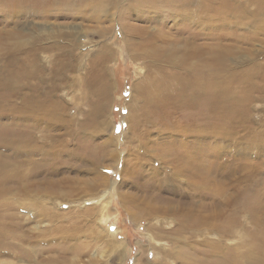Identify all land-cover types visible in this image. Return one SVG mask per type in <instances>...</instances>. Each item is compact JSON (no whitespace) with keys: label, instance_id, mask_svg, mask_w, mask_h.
Returning a JSON list of instances; mask_svg holds the SVG:
<instances>
[{"label":"bare ground","instance_id":"1","mask_svg":"<svg viewBox=\"0 0 264 264\" xmlns=\"http://www.w3.org/2000/svg\"><path fill=\"white\" fill-rule=\"evenodd\" d=\"M59 1L0 0V9H5L6 11L10 9L8 11L10 13L13 11H21L20 13H22L25 10L35 13L36 10V16H43L42 18H44L49 17V14L46 15V9L55 10L54 7H58ZM90 1L68 0V14L79 16V13L81 14L82 12L83 5H86L85 8H87V6H90L89 4H92ZM135 2H140L143 6H149L154 9L153 12L156 14H159L158 10L161 9L162 11L165 8L173 12L178 9L183 10L189 8L190 10H187L190 13L187 10L181 13L182 10H179L180 12L176 16H181V20L186 24L189 23L191 15L195 16L197 17L196 24L202 22L203 25L201 27L207 28L208 31L212 30L211 23L213 19L208 11L212 12L214 8L212 9L213 2H210V0H204L206 4L200 6L198 5L202 2L197 5L194 3V0H144L143 2ZM256 3L259 7L256 9L255 14L258 16L260 13H264V0H256ZM217 5L220 11H225L224 9L228 8L229 5H231V10L238 6L229 0H221ZM164 12L170 13L169 11ZM31 13H27L28 16L29 14L32 16ZM240 18H245V15H238L237 20H240ZM75 27L74 30L70 27L72 31L68 34V39H71L68 44V49H76L79 46L77 44L78 36L84 32L82 27L80 28L77 25ZM224 27L226 28L227 26ZM145 28H130L131 31L129 32V34L133 33L139 38L143 35L138 44L134 45L132 56L135 60L144 61L145 65H149L148 67L150 68V73L144 79L142 77V81H138L133 87L134 94H132L131 101H134L135 104L131 106V109L135 112L132 115V123L130 125L131 136L128 141V146L131 147L129 149L130 151L126 150L128 152L122 154L120 151L122 148L121 144L116 143L112 137L104 142L102 141L103 143L92 145L86 142L83 143L80 137H76L78 135L75 133L72 120L70 119L69 121L68 119V128H70L68 129V135H72V138L70 142L68 140V150L60 147L62 150L58 152L63 153L68 151L69 161L79 159L83 162V160L92 158L95 170H98V168L102 169L104 163L115 161V163L110 164L108 167L111 169L112 167H118L115 170L122 172L124 166H128L132 169V173L141 176L143 171L142 167L152 161L150 158L148 160L146 159L147 153L149 151L157 152L154 158L157 161H162L158 162V164L161 165L164 163V165H170L173 171V174H171L172 177L173 175L180 177L179 188L173 187L172 189L176 200L168 199L162 194L165 191L164 185H167L170 175L163 174V171L159 174V177H161L158 179L159 177L153 174V172H157L155 170L157 167H152V164H150V172L153 169L150 175H155L156 180H159L158 193L157 186L154 185L156 184L155 181L152 180V184L150 185L148 181L140 183L132 179L131 181L135 188L139 187L142 193L144 191L146 192V195L142 196V200H140V197L136 199L135 197H131L132 200L129 201L123 195L118 194L119 201L124 207H126V204H133L131 203L133 201L137 202V205H144L146 203L143 206L145 207L144 209L126 211L132 220L140 218H146L147 220L159 218L162 220V218L173 217V219L179 221L176 231L180 233V237L183 232L185 234V231L196 232L199 229L217 231L221 237H226L234 231L233 229H245L238 223L239 220L237 219L242 213H248L254 223L253 227H255L256 232L255 236L252 237L255 242L258 241L255 239V237H258L256 234L264 235V224L258 223L264 222V177L259 172V164L250 162V160L238 162L234 159H226L222 162L221 160L213 161L212 156L215 152L212 149L210 138L212 139V137L216 136L220 130H224V138L231 141V143H235L236 148L234 149L236 152H243L241 154L258 157L264 151V129L253 133H245V135H238L239 129L243 128V126L241 127L243 125V121L241 120L244 119V110L241 107L244 100L248 98V95L246 98L235 93L237 87H240L239 89H243L247 93L255 89L264 92L263 56L252 50L253 42H247L246 45L248 46L246 47L234 43H218L216 45L207 43L201 46L194 45L195 43L193 42H187L184 45L171 47V49L165 47L159 41V36H152L153 34L145 30ZM3 34L0 32V40L7 38L2 36ZM35 35V31H31L26 36L11 33L8 37H15V40L10 41L11 38H9L7 40L9 43L0 44V264H5V261L2 259L8 257L7 252L9 253L10 250L8 248H12L11 251L16 252L21 250L18 245L16 246L11 242L14 237L16 240L18 238L13 233L17 228L14 229L11 227L15 216L14 214L10 215L8 212L10 209L9 199H12L9 197L21 196L23 200L25 199L24 197H30L34 201L32 203L35 207V210L33 207L31 212L32 219L40 223L43 220L48 221L47 217L53 219V216H55L51 211H46V208L42 210L41 203H43V199L45 200L44 202L51 201L50 205L55 204V207L52 206V209H56L57 199L61 198L64 200H61L59 204L61 207L62 204H66L70 200V197L74 196L73 188L75 187L71 184V180L69 182L65 178L55 182L49 180L53 177L52 175L54 173L58 172V170L60 171V167L63 166L61 163L66 161L55 154L58 153L56 150L59 148H52L53 145L47 147V144L52 139L42 141L34 131L28 128L30 125L33 127L37 126L39 119L55 120L56 118L59 121L64 118L62 116L63 110L60 111L62 109L61 107H63L64 99L62 97L55 99L54 97L58 94L56 93L57 90H60L66 84V82L65 84L63 82L66 79L65 72H68V81L71 82L70 89L74 100L81 101L84 105H89L90 108V111L84 115L86 120L82 126L92 128L94 131L92 136L100 135L99 133L102 134L103 132L105 133L110 128L105 108L107 102H102L107 100V95L109 97L112 85L110 86L107 83L108 81L106 82L109 72L103 69L115 56L113 46H109L103 42L104 44L102 46L98 45L96 48H99H95L96 50L94 49L91 52L83 48H77L80 51L84 50L86 52L82 53L84 58L91 57V62L89 63H91L92 68L90 67L91 69L89 68V70L86 64L83 66L81 65L82 62L79 63V54H74L73 50H70V53L68 52L69 54L61 51L54 59L53 69L50 68L51 77L41 78L40 73H43L45 70L40 66L41 61L38 58L40 56L39 51L41 49H44V51L49 48L54 49V47H43L38 45V43L35 44L34 40H32ZM222 36L220 35L218 38L220 39ZM40 38V36L37 37V40ZM29 42L34 43L28 44ZM261 46L263 47L264 43ZM20 57H22V61L19 59ZM27 57L31 58V65L28 64L29 62L23 63V61L27 60ZM4 60L10 62V69H12H9L10 72L6 70L7 65H5L6 61ZM14 65L18 69L17 71L13 69ZM18 65H20V68H18ZM231 65L234 66L231 67ZM154 68L156 72H154ZM83 70L86 72L83 77H70L71 73H79L80 71L83 72ZM254 79H257L259 84H254L256 83ZM42 85L45 87V92H41V90L43 91L41 89ZM78 92L82 94L81 97L78 96ZM17 95L20 98V104L9 100L11 96ZM69 104L71 103L69 102ZM7 114L13 118L22 119L23 125L20 126L19 122L16 121L5 123L3 120L7 117L5 116ZM43 114L44 116H42ZM173 115H177L182 120L187 121L188 126H185L186 130H179L178 132L184 133H180L179 136L171 141L167 140L165 143L161 142V140H151L150 133L148 134L150 131L144 130V128H156L154 130L161 133L169 130L173 132L170 125V120H172L170 118ZM40 116L42 118H37ZM240 116L243 117L241 118ZM26 120H30L31 124H28ZM158 135L161 134L159 133ZM246 142L249 144L246 145ZM197 143L204 145L196 146ZM69 145H75V148L71 149ZM132 146L137 147V149H132ZM245 147L247 151H245ZM7 150H11L12 153L6 154ZM42 153H44L43 157L40 155ZM167 157L171 158L167 159ZM132 158H135L136 162L134 163L140 166L143 164L141 159L142 161H146V163L141 167H136L137 165L133 163ZM58 160L59 163L54 162ZM69 161L68 165H70ZM104 170H107V168H103ZM237 172L240 174L239 177L235 175L238 178L235 177L236 180H234L237 184L234 187L236 189L235 195L233 194L229 197L225 193L224 198L226 199L220 203H217L216 199H212L211 204L208 205L211 207L198 205L197 198H199V190L209 189L208 186L212 185V174L215 173L220 176L221 181H227L223 176H229V179H232L233 175L237 174ZM113 184L115 183H111V185L108 183L103 184L98 182V180H95L93 183L84 182L83 191L86 190L85 194L87 192V195H96L98 189L103 185L105 187H113ZM239 184L243 186L240 187ZM184 185L188 189L180 188ZM225 185L229 190L228 185ZM78 190L80 191V189ZM154 191L155 195H152ZM100 199L91 198L87 201L93 205L100 202ZM15 204L17 203L15 202ZM243 206L244 208L242 209ZM129 207L134 208L131 205ZM88 211L90 214V210ZM91 213L93 212L91 211ZM95 214L93 215L95 216ZM245 230L247 231V228ZM172 237H174L173 234ZM177 240L180 242L181 238H177ZM179 242L178 245L181 247L178 251L174 250L175 258L185 264L191 258L190 255L192 253L182 245L183 243L181 244ZM222 246H224V243ZM255 246L259 247L260 244H255ZM116 247L119 248L117 245H113V248ZM262 250H264V247H262ZM255 251L258 250L255 249ZM34 253L33 251L30 252L31 255ZM155 256H159L158 252ZM222 256L219 260H214L208 264H248V261H250V264H264V257L259 258L250 252L243 255H236L233 251L228 255L225 254ZM154 261L160 262V264H167L164 262L165 260L162 261L159 258H155Z\"/></svg>","mask_w":264,"mask_h":264},{"label":"rangeland","instance_id":"2","mask_svg":"<svg viewBox=\"0 0 264 264\" xmlns=\"http://www.w3.org/2000/svg\"><path fill=\"white\" fill-rule=\"evenodd\" d=\"M135 1L143 2L144 0H91L90 3L92 4L89 5L92 7L87 6V8H85L86 5H83L81 10L82 12L81 14L79 13V16L69 15L70 13L68 14V0H60L58 7H54L55 10L46 9V15L49 14V17L44 18H42L43 16L37 17L35 9V13L28 12L27 10L22 13H20L21 11H13L10 13L8 12L10 9H8V11L0 9V32L4 33L2 36L7 37L1 39L0 44L9 43L7 41L9 38H11L10 41L13 39L15 40V37H8L11 33L23 34V36H26V34H30L31 31H35V38L33 37L32 39L35 44L38 43V45L43 47H54V49L49 48L45 51L44 49H41L39 51L40 56L38 58L41 61L40 66L45 70L43 73H40L41 78L51 77L50 72L51 69H53L52 66L54 64V59L61 51L70 53V50H73L74 54H79V63L82 62L81 65L83 66L86 64V67L89 70L91 67V63H89L91 62V57L85 56L86 58H84L82 54L85 52L84 50H89L90 52L94 51L98 45L102 46L104 43L109 46H113L115 49V56L103 69L104 71L109 72L108 80L106 79V82L108 81V85H112L109 97L107 95V100L102 102H107L105 108L107 121L110 125L109 130L105 133L103 132L102 134L99 133L100 135L92 136V133H94L93 129L82 126L86 120L84 115L90 111V108L89 105L87 106L81 101L74 100L70 89L71 82L68 81V72H65L66 79L63 82L64 84L66 82V84L60 90H57L56 93L58 94L56 97H54L55 95L53 96L55 99L59 97L64 99L63 107H61L62 109L60 108L61 111L63 110L62 116L64 118L59 121H57L56 118L55 120L39 119V122L37 121V126H28V128L34 131L38 138L42 141H47L45 139H52V141H49L47 144V147L53 145L52 148H59L56 150L57 152L62 150V148L68 150V143L72 138V135H68V129H70L68 128V119L69 121L71 119L75 133L78 135L76 137H80L83 143L86 142L90 145L103 143L105 140L112 137L116 143L118 142L121 144L122 148L120 151L122 154H125V152L127 153L128 151L126 150L131 149V147L128 146V141L131 136L130 125L132 123V115L135 112L131 109V106L135 104L134 101H131L132 94H134L133 87L138 81H142V77L144 79L150 73V68L148 67L149 65H145L144 61H140L138 59L135 60L132 56L134 45L138 44L143 35L139 38L133 33L129 34L131 31L130 28L141 29L146 27L145 30L152 33V36L154 37L159 36V41L168 48L184 45L187 42H193L195 43L194 45L201 46H204V44L207 43H213L214 45L218 43H234L243 47L248 46L246 45L247 42H253L252 50L256 53H260V55L263 56L262 58H264V46H261L264 43V13H260L258 16L255 14L256 9L259 7L256 0H229L238 6L236 8H232L231 10V5H229L228 8L224 9L225 11H220L218 9L217 4L221 0H210V2H213L212 9L214 8V11H208L213 19V22L211 23L213 25H211V31H208L207 28L201 27L203 25L202 22H198L196 24L197 17L192 15L191 17L190 14L189 16L191 19L189 23L186 24L183 20H181V16H176L182 9H178L173 12L165 8L162 11L161 9L158 10L159 14H156L153 12L154 9L149 6H143L140 2L136 3ZM194 3L197 5L200 3L198 6L206 4L204 0H194ZM187 9L190 10L189 8ZM187 9H183L181 13H184ZM164 11H169L170 13H165ZM27 13H31L32 16H30V14L28 16ZM188 13L190 12L188 11ZM241 14H244L245 18L237 20L238 15ZM155 17H157V19H155ZM76 25L84 29L83 34L78 36L77 41V44L79 45L77 48H83V51H80V49L77 48L68 49V44L71 40L70 38L68 39V34H70L69 32H71L72 29L74 30L76 28ZM224 26L227 27L225 28ZM216 30L217 32L215 33ZM220 35L223 36L219 39L218 36ZM39 36L41 38L37 40V37ZM30 43L31 42L28 44ZM29 58L30 57H27V60L23 61V63L29 62L28 64L31 65L32 61L31 58ZM19 59L21 61L23 60L22 57ZM4 61H6L5 65H7V68L6 66L5 68L9 71L11 68L10 62L8 60ZM89 64L90 66H88ZM14 66V71H17L18 69ZM232 66L234 65H231V67ZM18 68H20V65H18ZM153 70L156 72L155 68ZM85 74L86 72L83 70V72L80 71L79 73H71L70 77L81 78ZM59 76L62 77L61 74H59ZM254 81L256 82L254 84H259L257 79H254ZM44 88L45 87L42 85L41 89H43V91L41 90V92H45ZM239 88L240 87H237L235 93L246 98L248 95V98L244 100L241 107V109L244 110V119L241 120L243 121V125H241L243 128L239 129L238 135H245V133H253L263 130L264 92L255 89L247 93L243 89L241 90ZM77 94L80 97L82 95L80 92ZM9 100L20 104V98L18 95L11 96ZM69 102L71 104H69ZM8 115L9 114L5 115L7 116V119L5 118L3 120L5 123L16 121L19 122L20 126L23 125L22 119L13 118L10 115L8 119ZM240 117L242 118L243 116ZM170 119H172L170 120V125L173 132L172 130H169L161 133L154 130L156 128H144V130L150 131L148 134L150 133L151 140H161V142L165 143L167 140H173L179 136L180 133H184L178 132L179 130H186L185 126H188L187 121L182 120L177 115L171 116ZM26 122L31 124L30 120H26ZM159 133L161 135H158ZM224 133V130H220L216 136L212 137V139L210 138L212 142V149L215 152L212 156V160H221V162L226 159H234L237 162L250 160V162L259 164V172H261L264 177V151L258 157H254L253 155H244L241 154L243 152L238 151L237 153L234 149L236 148L234 145L235 143H231V141L225 139ZM247 135L251 136L250 134ZM158 138L159 140H157ZM247 144L249 143L246 142V145ZM201 145L203 146L204 144H196V146ZM74 146L75 145H69L71 149L75 148ZM132 149H137V147H133ZM245 151H247L246 147ZM11 153V150L6 151V154ZM156 153L157 152L153 151H149L147 153L146 159L148 160V158H150L152 160L151 162H153L148 163L149 165L147 164L146 166H143L146 161H142L141 159V162L143 163L141 164V166H143V171L140 169L142 171V176L132 173V169L128 166H124L122 172L120 170H115L118 167H112V169L108 167L110 164L115 163V161L104 163L103 168H107V170L103 171V168L95 170L92 158L83 160V162L79 159L69 161L68 151L55 153L59 156V158L66 161L61 163L63 166L60 167V171L58 170V172L54 173L52 175L53 177L49 180L53 182L63 180L64 178L68 179V182L71 180V184L75 187L73 188L74 196L70 197V200H68L66 204H62L61 207L59 204L61 200H64L61 198L57 199L56 202L58 203L56 209H52V206L55 207V204L50 205L51 201L44 202V199L43 201L40 200L43 202L41 203L42 210L43 208H46V211H51V213L55 215L53 216V219L47 217L48 221L43 220L40 223L32 219L31 212L34 207L32 202L34 201L31 200L30 197H24L26 202L21 196L9 197L12 199H9L10 209L8 212L10 215L14 214L15 216L11 227L14 229L17 228L13 233H15L18 238V240H16L14 237L11 242L16 246L18 245L21 250L16 252L11 251L12 248H8L10 249L9 253L7 252L8 257H4L2 260L5 261V264H160V262L154 261L155 258H159L162 259V261L165 260L164 262L167 264H181L182 262L175 258V251H178L181 247L178 245L179 241L177 238H181V244L183 243L182 245L192 253L190 255L191 258H189L188 262H185V264H208L214 260H219L223 257L222 255H228L233 251L236 255H243L250 252L257 255L259 258L264 257V250H262V247H264V235L256 234L258 237H255V239L258 241H254L252 236H255V227H253L254 223L248 213H242V215H240L237 219L239 220V222H237L245 229L247 228V231L245 229L240 230L236 228L233 229L234 231L226 237H221L217 231H208L207 229H199L196 232L185 231V234L183 232L180 237V233L176 231L179 221L177 219H173V217L162 218V220L159 218H151L150 220L140 218L132 220L127 215L126 211L144 209L145 207L143 206L146 204L137 205V202L133 201L131 202L133 204L125 203L126 207H124L120 203L118 194L123 195L129 201L132 200L131 197H135V199L140 197L141 199H139L142 200V196L146 195L145 191L142 193L139 187L135 188L133 186L131 181L132 179L140 183L148 181L150 182V185L152 184V180L155 181L156 184L154 185L157 186V188H155L158 193L159 180H156L155 175L159 177V174L164 171L163 174L165 173L170 176L167 185H164L165 191L162 194L168 199L176 200L174 193H172V189L173 187L177 189L179 188L180 177H178V175H173L174 178L172 177L171 174H173V171L170 165H164V163L161 164L162 166L159 165L158 162L162 161H157V159L154 158L157 155ZM40 155L43 157L44 153ZM126 157L129 158L127 155ZM168 158L171 157H167V159ZM132 160L133 163L136 162L135 158H132ZM68 161L70 165H68ZM54 162L59 163V160ZM154 163H156L155 166ZM134 164L137 165L136 167L140 166L137 163ZM150 164H152V167H157V169H155L157 172H153L155 175H150L153 170L152 169L150 172ZM120 169L122 168L120 167ZM239 174L240 173L238 172L237 174H234L232 179H229V176H223V178L227 179V181H221L220 176L215 173L212 174V185L208 186L209 189L206 190L205 188L199 190V198H197L198 205L208 206L211 204L212 199H216V202L220 203L226 199L224 198L225 193H227L229 197L233 194L235 195L236 189L234 187L237 184L234 180H236V176L239 177ZM160 177L158 179H160ZM95 180H98V182L103 184H115H113V187H105L103 185L98 189L96 195H87V192L85 194L86 190L83 191V183H93ZM171 180L173 181L171 182ZM224 183L228 185L229 190ZM239 186L242 187L243 185L239 184ZM180 188L188 189L185 185ZM78 189H80V191ZM82 191L83 193H81ZM152 195H155V191ZM91 198L101 199L100 202L91 205L89 204V201H87ZM15 202L17 204H15ZM129 205L133 206L135 209L130 208ZM243 208L244 206L242 209ZM88 210H90V214L88 213ZM91 211L93 213H91ZM93 214H95V216ZM238 223L237 225H239ZM258 223L264 224V222ZM159 231L163 233V236L161 232L159 233ZM172 234L174 237H172ZM223 243L224 246H222ZM255 244H260V246L256 247ZM113 245H117L119 248H113ZM216 245H218L217 248ZM255 249L258 251H255ZM31 251H33V253L34 251L37 252L31 255ZM157 252L159 256L156 257L155 255ZM140 256L141 258H139ZM28 257L30 258L28 259ZM248 264H250V261H248Z\"/></svg>","mask_w":264,"mask_h":264},{"label":"crops","instance_id":"3","mask_svg":"<svg viewBox=\"0 0 264 264\" xmlns=\"http://www.w3.org/2000/svg\"><path fill=\"white\" fill-rule=\"evenodd\" d=\"M61 111V110H60ZM40 113V112H39ZM42 116H44V114L42 115ZM42 116H40V118H42Z\"/></svg>","mask_w":264,"mask_h":264}]
</instances>
